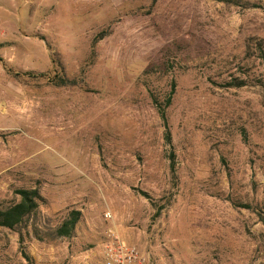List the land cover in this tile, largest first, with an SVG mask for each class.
Returning a JSON list of instances; mask_svg holds the SVG:
<instances>
[{
  "label": "rangeland",
  "instance_id": "1",
  "mask_svg": "<svg viewBox=\"0 0 264 264\" xmlns=\"http://www.w3.org/2000/svg\"><path fill=\"white\" fill-rule=\"evenodd\" d=\"M0 22V206L40 193L0 264H264V0H0Z\"/></svg>",
  "mask_w": 264,
  "mask_h": 264
},
{
  "label": "trees",
  "instance_id": "2",
  "mask_svg": "<svg viewBox=\"0 0 264 264\" xmlns=\"http://www.w3.org/2000/svg\"><path fill=\"white\" fill-rule=\"evenodd\" d=\"M224 2L225 0H218ZM156 2V0H154ZM103 36L100 35L99 38L96 40H102ZM95 42V43H96ZM172 92H175L176 83L175 80L172 81ZM74 83L61 81L60 86H72ZM245 83L236 82L234 84L229 85V87H244ZM173 95L166 99L165 106H159L158 101H155L156 106L158 108V112L164 122L166 133L165 137L166 140L171 143V132L168 124V115L167 109L172 105ZM157 100V99H155ZM174 155L172 158L174 159ZM145 194V193H144ZM16 196L18 197L17 202L13 204L2 207L0 206V227L7 228L11 231L18 232L21 230L25 220L35 214L39 209V200H40V193L37 189L34 190H27V189H20L16 191ZM244 209H250V205H242ZM81 212L80 211H72L69 217L62 223V225L57 229V235L62 238H70L81 220Z\"/></svg>",
  "mask_w": 264,
  "mask_h": 264
},
{
  "label": "built area",
  "instance_id": "3",
  "mask_svg": "<svg viewBox=\"0 0 264 264\" xmlns=\"http://www.w3.org/2000/svg\"><path fill=\"white\" fill-rule=\"evenodd\" d=\"M108 217H111V215H108ZM107 264H143V257L135 248L120 247L115 253L109 255Z\"/></svg>",
  "mask_w": 264,
  "mask_h": 264
},
{
  "label": "crops",
  "instance_id": "4",
  "mask_svg": "<svg viewBox=\"0 0 264 264\" xmlns=\"http://www.w3.org/2000/svg\"><path fill=\"white\" fill-rule=\"evenodd\" d=\"M1 33H3V32H1Z\"/></svg>",
  "mask_w": 264,
  "mask_h": 264
}]
</instances>
